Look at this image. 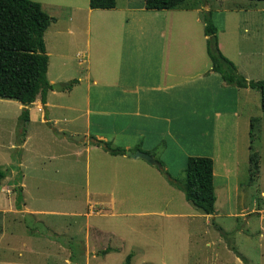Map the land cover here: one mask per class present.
<instances>
[{
  "label": "crops",
  "instance_id": "obj_1",
  "mask_svg": "<svg viewBox=\"0 0 264 264\" xmlns=\"http://www.w3.org/2000/svg\"><path fill=\"white\" fill-rule=\"evenodd\" d=\"M32 1L54 18L43 36L51 88L45 102L40 95L29 105L6 98L0 101L13 105L10 112L14 111L17 118L23 109L28 110V129L20 142L22 150L27 149L32 126L46 125L51 129L61 123L57 132L62 139L57 142L76 147V155L84 153L82 183L86 204L90 196L96 201L85 213H56L85 215L83 255L88 259L87 252L92 247L105 244L97 255L104 258L120 248L112 243L115 234L110 229L89 223L93 216L114 214L106 207L108 202L103 204L97 199L111 200L113 208L115 194L119 195L127 183L135 184L151 199L165 198L167 193L180 195L161 171H167L173 165L168 162L174 158L181 165L189 156L212 158L214 183L217 147L226 143L229 130L234 139L239 130L247 134L252 130L249 109L255 98L256 107H260V94L253 88L229 85L211 70L201 16L211 9L210 0L203 4L187 1L176 9L162 10L146 9L144 0H115L112 9H92L88 0ZM241 21L237 15H223V25L216 27L219 48L248 80L262 79L257 76L260 69L239 46ZM71 80L76 82L66 87ZM240 110L246 112L242 130ZM7 111L2 110L4 114ZM92 137L126 151H144L153 155L162 168L126 152L110 154L93 144ZM54 157L42 156L50 161ZM18 166L22 170L23 159ZM6 179L5 176L0 184V264H71L67 240L65 246L24 223L26 217L39 221L41 215L54 211L29 207L22 200L23 182L18 186V181L9 180L2 185ZM53 235L59 236L52 232Z\"/></svg>",
  "mask_w": 264,
  "mask_h": 264
},
{
  "label": "rangeland",
  "instance_id": "obj_2",
  "mask_svg": "<svg viewBox=\"0 0 264 264\" xmlns=\"http://www.w3.org/2000/svg\"><path fill=\"white\" fill-rule=\"evenodd\" d=\"M197 1L192 0L190 4ZM210 5L216 27L223 25L226 12L242 20L241 26L247 30L240 29L239 46L260 69L257 76L263 79L264 0H210ZM232 6L241 8L230 9ZM3 108L9 113L4 114ZM13 109V105L0 101V167L8 169L2 185L10 180V183L18 181L16 185L19 186L22 181L25 199L22 200L29 207L54 211L41 215L39 221L26 217L24 223L44 235L54 232L59 236L53 239L61 244L65 245L67 240L66 245L72 252L71 264H124L128 253L132 254L129 264H244L240 257L248 264H264V112L256 107V98L249 109L254 119L252 130L249 129L248 134L242 130L241 120L246 112L240 110L242 131L239 130L234 139L229 130L226 143L214 153V213L204 214L194 208L185 200L182 191L180 195L167 193L165 198L151 199L135 184L127 183L119 195L115 194L113 208L111 200L97 199L103 204L108 202L106 207L114 214L89 219L92 225L110 229L115 234L112 243L119 245L116 248L120 250L103 258L97 255L105 244L94 246L87 252L88 259L83 255L86 254V216L56 213H85L89 204L96 201L90 196L91 201L86 204L82 183L84 153L76 155V147L57 142L62 139L57 132L61 123L51 129L46 125L42 128L32 126L27 149L22 150L20 119L14 116V111L10 112ZM27 129L25 126L24 134ZM68 139L72 142L70 137ZM252 153L257 155L259 169L254 180L249 181ZM58 154L68 156L58 158ZM46 155H54L56 159H43ZM20 159L24 164L22 170L18 166ZM168 163L173 165L166 176L184 181L186 163L181 165L177 158ZM92 239L91 234L90 243Z\"/></svg>",
  "mask_w": 264,
  "mask_h": 264
},
{
  "label": "trees",
  "instance_id": "obj_3",
  "mask_svg": "<svg viewBox=\"0 0 264 264\" xmlns=\"http://www.w3.org/2000/svg\"><path fill=\"white\" fill-rule=\"evenodd\" d=\"M187 1L192 0H144V7L148 10L176 9ZM204 1L199 0L197 3L203 4ZM88 4L92 9H112L115 7V0H88ZM201 16L211 70L219 73L222 80L229 85L256 89L260 94V108L264 112V80H248L237 70L236 65L219 48L217 28L212 21L210 10L203 11ZM53 20L54 18L45 13L36 1L0 0V98L13 99L23 105H29L40 95L41 101L45 102L51 84L47 78L48 55L43 36ZM74 82L76 81L71 80L65 86L71 87ZM19 119V136H23L28 122L27 109L22 110ZM253 120L250 119L251 126ZM91 142L113 155L126 152L122 147H114L109 142L95 137H92ZM249 162V181H253L259 169L255 153L249 156ZM161 171L167 175L166 170L162 168ZM184 172V181L169 176L171 184L183 192L185 200L194 208L204 214L214 213L216 194L212 158L189 156ZM6 174L7 168L0 167V184ZM17 200L19 201V198ZM50 236L58 238L56 235ZM103 252H107V249ZM131 255L130 253L126 256L124 264H129ZM236 255L239 256L238 253ZM240 259L244 264H248L244 258Z\"/></svg>",
  "mask_w": 264,
  "mask_h": 264
},
{
  "label": "water",
  "instance_id": "obj_4",
  "mask_svg": "<svg viewBox=\"0 0 264 264\" xmlns=\"http://www.w3.org/2000/svg\"><path fill=\"white\" fill-rule=\"evenodd\" d=\"M55 87V85H54ZM126 154L132 158H142L144 160H146L149 164L151 165H155L157 166L159 169L162 168L161 163L153 156L150 155L144 151L141 150H135V151H131V150H127Z\"/></svg>",
  "mask_w": 264,
  "mask_h": 264
}]
</instances>
